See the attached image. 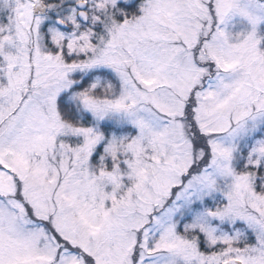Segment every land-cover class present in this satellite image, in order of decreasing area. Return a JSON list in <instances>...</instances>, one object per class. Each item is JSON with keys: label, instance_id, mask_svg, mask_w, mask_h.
I'll list each match as a JSON object with an SVG mask.
<instances>
[{"label": "snow or ice", "instance_id": "1", "mask_svg": "<svg viewBox=\"0 0 264 264\" xmlns=\"http://www.w3.org/2000/svg\"><path fill=\"white\" fill-rule=\"evenodd\" d=\"M0 264H264V0H0Z\"/></svg>", "mask_w": 264, "mask_h": 264}]
</instances>
